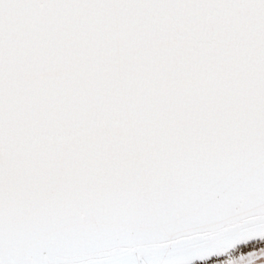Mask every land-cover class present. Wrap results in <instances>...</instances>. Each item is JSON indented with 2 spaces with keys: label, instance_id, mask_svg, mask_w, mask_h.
I'll use <instances>...</instances> for the list:
<instances>
[{
  "label": "snow or ice",
  "instance_id": "1",
  "mask_svg": "<svg viewBox=\"0 0 264 264\" xmlns=\"http://www.w3.org/2000/svg\"><path fill=\"white\" fill-rule=\"evenodd\" d=\"M0 264H264V0H0Z\"/></svg>",
  "mask_w": 264,
  "mask_h": 264
}]
</instances>
